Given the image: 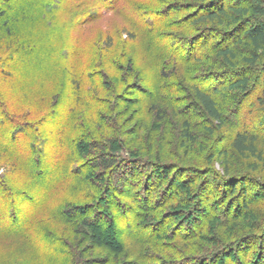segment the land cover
I'll use <instances>...</instances> for the list:
<instances>
[{
	"label": "rangeland",
	"instance_id": "rangeland-1",
	"mask_svg": "<svg viewBox=\"0 0 264 264\" xmlns=\"http://www.w3.org/2000/svg\"><path fill=\"white\" fill-rule=\"evenodd\" d=\"M225 2L242 5L250 3L248 0ZM119 3L114 12L108 11L84 28L77 27L80 24L73 17V12L81 5V2L79 5L75 0H56V7L62 9L52 20H43L46 21L44 24L40 21L30 23L25 19L15 22L12 19L7 28L0 27V66H4L3 61L17 57L14 51H28L25 52L27 57H22L30 62H21L12 73L26 76L29 86L45 90L54 83V67V72L48 69L41 71L37 64L53 63L54 56L60 57L66 47H83L84 56L78 57L76 62L84 65L97 48L109 45H115L113 53L119 59V64L135 65L148 80L143 85H150L147 94L135 77L128 78L126 86L116 87L118 92L115 96L100 94L99 101L103 107L97 109L99 114L91 115L93 119L99 117L104 122H118L127 132V137L136 142L132 151L139 150L141 156H144L143 160L138 158L140 162L134 163L135 177L140 178L138 173H142L143 177L139 192L137 189L123 187L125 191H121L122 196H117L118 201H115L127 207L124 214L118 213L113 201L109 204L110 210L102 202L103 208L99 210L100 201L96 202V199L103 189L96 198L88 200L90 193L86 192L82 181H65L53 187L50 192L44 190L43 187L55 171L56 163L51 157L54 147L49 146V132L60 125V122L51 123L44 133L47 144L44 145L45 157L38 159L35 154H31L30 161L21 162L23 169L25 164L30 167L35 164L42 170L39 176L35 170L38 179L34 191L29 192L30 196L26 199L21 195L0 197V203L4 202L11 207L9 213L0 210V264H83L79 254L85 260L95 259L94 264H138L140 247L146 241L144 237L149 240L143 246L145 254L156 259L147 264H166L188 255L196 257L204 251H211L223 259H232V262L226 260V264H264V166L255 157L238 154L231 145L237 133L246 131L256 137V147L264 155V106L257 101L264 81V53H260L254 63L247 61V58L254 56L248 40L242 36L244 42L240 44L236 41L237 36H233L225 43L224 37L211 29L230 32L231 27L210 22L196 28H210V31L206 35L201 34L202 38L190 46L188 40L193 32L180 30V27L190 15L197 12L195 7L198 3L194 0H122ZM11 5L16 9L17 0H13ZM37 15L40 16V11ZM141 15L144 17L138 18ZM147 19L158 20L160 23L157 25L167 24V28L156 26V29L171 44L170 47L166 42L170 52L178 54L181 60L184 56H193L190 64H183L186 68L179 69L177 80L180 82L174 81L173 75L164 80L153 74L154 66H167L170 74L175 72L174 68L176 70L179 67L177 61L171 60L173 56L170 52L155 41V34L152 33L157 32L149 30L151 26ZM242 22L246 23V20ZM234 31L235 28L232 32L237 35ZM59 32L63 38L58 37ZM45 43H50L53 48L50 53L45 52ZM229 43L236 55L233 62L217 54L219 44ZM55 51L58 55H54ZM242 76L250 80L248 92L226 88L231 79ZM192 78L198 84H204V89L218 88L214 98L223 114L222 124L208 118L200 108L194 96ZM167 84L175 86L180 92L174 95L161 93L158 96V86L164 87ZM82 88L85 93L90 91L87 82ZM6 89L12 99L10 106L22 109L25 105L23 99L15 90ZM7 104L9 106V102ZM77 108L81 115L88 111L85 105ZM185 121H188L192 133L190 141L183 134ZM93 134L100 139L99 133L93 131ZM4 142L15 143L10 139H4ZM223 151H228L227 157L222 155ZM88 153L87 157L78 154L73 156L70 158L71 164L76 162L78 167L85 160L94 158L93 154H97L96 150ZM121 155L133 157L126 151ZM0 156V175L8 182L10 178L13 182L25 179L24 171H18L17 176L10 174L15 165L8 160L3 162V156ZM160 168H168V171L155 177ZM91 170L94 173L98 171L87 166V175ZM180 170L192 175L189 180L186 174L185 178L181 176ZM177 174L175 187L160 191L164 200H153L149 204L153 209L151 212L148 206L139 207L145 197L151 196L154 186H158L156 189L163 188L172 175ZM148 175L151 176L150 186H146ZM152 181H155L154 184ZM185 181L189 182L188 186L184 185ZM89 184L92 181L87 182V190L91 188ZM235 184L239 187L233 194L231 187ZM181 190L188 195L183 196L180 203L176 200ZM74 202L83 204V208L87 207L85 211L88 214L99 210L104 220H110V224H113V244L99 245L94 238H87V230L79 226L78 220H74L79 219V215L69 218L65 213L66 206ZM244 203L247 205L245 212ZM16 206L21 207L19 217L11 220L9 214L17 211ZM153 214L156 216L152 217ZM104 224L103 228L109 223ZM143 225H146L145 228ZM54 238L60 244H55ZM121 249L123 251L120 253ZM75 255L79 259L75 260ZM204 256L207 257L206 254ZM199 263L203 264V261Z\"/></svg>",
	"mask_w": 264,
	"mask_h": 264
},
{
	"label": "trees",
	"instance_id": "trees-1",
	"mask_svg": "<svg viewBox=\"0 0 264 264\" xmlns=\"http://www.w3.org/2000/svg\"><path fill=\"white\" fill-rule=\"evenodd\" d=\"M12 1L13 0H0V27L7 28L9 21L14 20L15 22H18L20 19H25L30 23L40 21V23L44 24L46 21L43 20H52L54 15L62 9L56 7V0H17L18 7L16 9L12 8ZM75 1L79 5L81 2V5H77L78 7L75 12H73V17L80 24L77 26L79 28L92 25L93 21L98 20L103 14L108 13V11H113L120 4L119 2H122V0ZM194 1L198 3V6L196 4L195 7L197 12L190 15L185 23L182 24V27H180V30L193 32L188 40L190 46H194V43L202 38L201 34L204 33V35H206L208 31H210V28H196L202 23L210 22L220 26L229 25V27H231L230 32L228 30H225L226 32H224L216 28L211 29L217 34L222 35L225 43L229 42L231 40L230 38L233 36H237L236 41L240 44L244 42L242 41V36L248 40L254 56L252 58H247V61L254 63L259 54L262 52L264 53V0H248L250 2L248 5L230 4L225 2V0H216L217 2L212 0ZM39 11L40 16L38 17L37 12ZM66 12L67 9H65V13ZM11 14H14V16L12 17ZM143 17L144 16L141 15L138 18ZM147 20L150 22L149 25L151 26L149 30L151 32L156 30L157 32L155 33L154 31L152 33V35L155 34V41L158 42L159 45L162 44L167 52H170L166 43L168 40H164L162 38L163 34L159 33L160 31L156 29V26H164L167 28V24L161 23V25H157L160 23L158 20ZM243 20H246V23L242 22ZM234 28V32L237 33V35L232 32ZM59 34L58 37L63 38L60 32ZM49 44L50 43L44 44V47L47 49L45 51L46 53H50V49H53ZM175 48L177 49V45ZM114 49L115 45L101 47L100 49L97 48L93 52V56L88 60H85L84 65L79 61L76 62L78 57L81 58V56H84L85 49L83 47L68 46L65 48V52L63 51L64 54H62L63 56L61 55L62 57H59L57 51H55L56 53L54 55L58 56L57 58L54 56L53 63L48 62L49 64L46 65L45 63L38 62L37 64V68L42 69L41 71H46L48 69L50 72H54V67L56 72L54 83L50 85L51 88L47 87L45 90H42L41 87L39 89L34 86H29L26 76H23V74L19 75L12 73L13 69H18L17 66H19L18 64L21 62H30V60L28 61L26 58L27 54L25 53H28V51H25L24 53L14 51L17 57L15 56L11 61H3L2 65L4 66H0V154L4 158L3 162H7L8 160L11 161L13 166H17V169L15 166L13 167L10 174L17 176V174H19L18 171H24L26 175L25 179L20 182H13L12 178H10L8 182L4 176L0 175L1 198H13L14 196L21 195L26 199L30 196L29 192L34 191L33 189L36 188L35 184H37L38 176L42 170L38 166H35V164L32 167L25 164V168L23 169L21 162L30 161V159H32L31 154H35L38 159L45 157L44 145L47 144H45L44 133L51 123L60 122L59 126L49 132V146L54 147L51 157L56 160V163L55 171L48 184L43 187L44 190H49L50 192L53 187L59 186L65 181H82L86 186V192L88 191L90 193V196H87L88 200H91L94 197L96 198L99 194L98 192L103 189L102 193L96 199V202L100 201L98 205L99 210L103 208L101 207V202L106 206L105 208L107 210H110L109 204L113 201L114 204H116V210L118 213L124 214V209L127 207L124 205L122 206L120 203H116L118 201L117 196H122L121 191H125L124 189L126 186L130 189H137V193L139 192L138 188L142 185L141 181L143 180V177L142 173H138L140 175L139 179L138 177H135L136 173H134V169H136V166L134 163L140 162L138 161V158L143 160L144 158L142 157L144 156H141L139 150L132 151L136 142H132L130 137H127V132L123 130V127L119 125L118 122H104L103 119L99 117L93 119L91 115L96 116L99 114L97 109H99L100 106L103 107V103L99 101L100 94L105 96H115L118 92L116 91V87L119 85L126 86L125 84H127L128 78L132 79L135 77V79L138 80L137 82L141 85L140 87L142 90L147 94L150 92V85L148 84L147 87L143 85L144 82L146 83L148 80L144 78L143 72H139V69L135 65L128 64L129 67L128 65L124 66L119 64V59H116L113 53ZM31 52L29 50L30 54H32ZM170 54L173 56L171 60L177 61L179 68H176V70L174 68L173 72H175L170 74L167 71V66H160L157 68L154 66L155 72L153 74L157 78L164 80L169 79L173 75L172 79L176 82H180L177 80L179 69L184 67L183 64H190L193 56H184L181 60L178 54L173 52H170ZM217 54L228 62H233V59L236 58L231 43L227 45L219 44L217 47ZM25 55L26 57L23 58ZM68 56H70V59ZM122 57L125 59L124 55ZM192 81L194 83V96L200 108L208 118L213 121L221 122L222 124L223 114L214 98L215 93L218 92V88H215L214 90L204 89V84H198L197 80L194 81L193 78ZM86 82L87 88L90 89V91L87 90V93H85V89L82 88L83 85H86ZM249 85V78L242 76L231 79L226 88L245 93L249 91ZM7 87L11 90H15L18 96L23 99L22 102L25 105L22 109H17L15 107L12 108L10 106L12 99L10 92L6 91ZM157 89L159 93L158 96L161 93L174 95L180 92L175 86H170L169 84L164 87L158 86ZM257 101L264 106V81L262 82V92L257 97ZM7 102H9V106ZM80 105H85L87 107L88 111L86 114L81 115V113L77 112V106ZM88 112H90V115H88ZM58 117H60V119H58ZM23 119L25 120L24 122L21 121ZM184 126L185 129L183 134L185 139L190 141L192 133L190 132L188 121L184 122ZM209 130L212 132L211 129ZM93 131L97 132V134L99 133L98 137L100 139L95 138ZM4 139H10L15 143L7 144L4 142ZM255 142L256 137L254 135H249L246 131H240L236 134L231 145L238 154L255 157L264 166V155L258 151ZM92 150H96L97 154H93L94 158L90 159V161L85 160V162L79 164L78 167H76V162L71 164L70 158L77 154L80 157H87V154H89L88 152H91ZM124 151L130 153L133 157L122 156L121 153ZM227 152L228 151H223L222 155L227 157ZM87 166H89V169L91 168L98 171L94 173V170H91L87 175V172H85ZM19 167L21 169H18ZM63 167L65 168L56 171L58 168ZM35 170L38 176L36 175ZM158 170L162 172H156L155 177H158L159 174L164 175L168 171V168L164 170L160 168ZM60 171H62V175H59ZM184 172H180L182 173L181 176L183 178H185V174L187 179L192 176L191 174ZM56 176L59 177L54 178ZM177 177L178 174L172 175V178L165 186H163V188L156 189L158 186H154L151 196L149 198L145 197L143 201L140 200V204L142 205H139V207L144 208L148 206L150 208L149 204H152L153 200H160V202L163 201L164 198L160 191H166L167 188L175 187ZM90 181H92V184H89L91 188L87 190V182ZM146 181V186H150L151 176L148 175ZM154 182L155 181H152V184H154ZM188 183V181H185L184 185L188 186ZM123 187L125 188L123 189ZM238 187L239 186L236 184L231 187L233 194H235ZM86 192L84 190V193ZM186 195H188L187 192L184 193V190H181L176 202L181 203L183 196ZM246 196L247 195L245 194L244 197ZM75 203L77 202L66 206L65 213L69 215V218L79 215L80 218L74 220H78L79 226L87 230V238H94L99 245L109 246L107 244H113L111 233L113 224H110V220H104L99 210L96 211L97 213L88 214V212L85 211L88 209L87 207L83 208V204ZM198 204L200 205V203ZM246 206L247 205L244 203V212L246 211ZM10 208V205L7 206L6 203H0V210H2V213H9L8 209ZM20 208V206H16L17 211L15 213L12 212L11 215L9 214V219H17L19 217V211H21ZM149 208H147V210ZM152 210L153 209L150 208L149 212ZM81 211L82 213H80ZM155 216L156 215L154 214L152 215V217ZM224 221L225 223L227 222L225 218ZM104 222H108L109 224L106 225L107 227L103 228L105 225ZM145 226L146 225H143V228H145ZM144 238V241H146L142 242L147 244L149 240L146 237ZM53 240L55 244H60L57 239L54 238ZM144 245L140 247L141 255L140 261H137L138 264H147L150 260H156L145 254L143 250ZM59 247H62V245H59ZM119 248H121V246H119ZM122 251V249L119 250L120 253ZM204 252L205 253L197 254L196 257L188 255L175 261H169L166 264H193L195 261H197L198 264L202 261L203 264L206 262L208 264H226V260L232 262V259H229V257L228 259H223L220 256L213 254L211 251ZM204 254H206L207 257L204 256ZM74 258L76 260L78 256L75 255ZM79 258L80 261H83V264H94L95 262V259H93V261L85 260L80 254Z\"/></svg>",
	"mask_w": 264,
	"mask_h": 264
}]
</instances>
